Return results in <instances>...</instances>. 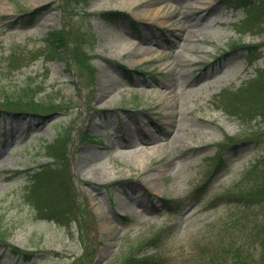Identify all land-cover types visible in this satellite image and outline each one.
<instances>
[{
    "label": "rangeland",
    "instance_id": "obj_1",
    "mask_svg": "<svg viewBox=\"0 0 264 264\" xmlns=\"http://www.w3.org/2000/svg\"><path fill=\"white\" fill-rule=\"evenodd\" d=\"M155 6L167 15L147 19ZM247 13L223 0H0V100L44 106L0 117V264H119L131 251L153 264H203L224 250L264 264L252 235L264 201L232 222L245 203L226 196L264 154V119L218 101L264 67V56L250 64L241 49L251 42L264 55L262 29L237 30ZM58 27L87 66L50 51ZM235 41L240 49L226 53ZM63 131L70 152L54 196L70 216L58 222L25 194L34 171L51 165L44 146ZM230 135L237 143L218 149ZM160 228L156 243L140 244Z\"/></svg>",
    "mask_w": 264,
    "mask_h": 264
},
{
    "label": "trees",
    "instance_id": "obj_2",
    "mask_svg": "<svg viewBox=\"0 0 264 264\" xmlns=\"http://www.w3.org/2000/svg\"><path fill=\"white\" fill-rule=\"evenodd\" d=\"M223 2L228 6L247 10L246 19L241 21L237 28L239 32H253L258 29H262V32H264V0H223ZM41 8L43 9V7H40L29 11L27 15L35 17L36 14L42 10ZM102 14L113 18L120 16V14L127 17L126 14L119 11H107ZM47 40L49 42L50 51L56 53L58 57L70 58L71 61L74 60L80 65H86L89 62V59L79 52L76 43L72 46L71 37L68 33L63 31V28L50 29L48 31ZM233 46H237V44ZM242 47L247 49L250 54H253L252 49H257L256 45L253 46L245 42L242 44ZM256 57H258V55L251 56L250 62H253ZM127 71H129V69H127ZM31 101L32 99L18 102L0 100V115H3V112H8L9 110L12 112L29 110V112L41 114L40 111L37 110L44 108L43 104L37 101ZM219 102L226 112L234 114L242 119L252 117L254 112L261 115L264 119V67L258 69L257 75L246 81L240 87L233 90L227 88L223 89L219 95ZM227 143L231 145L237 142L234 140V136L230 135L223 141L218 142V149L223 150ZM68 147L69 140L63 138L62 132L58 134L55 140L45 146L46 154L52 159L51 165H41L34 171L33 178L30 180L31 182L25 194L28 200L36 205V210L40 216L58 222L66 220L70 216L67 208L61 206L60 199L54 196L56 194L58 197L61 193V187H59V185L63 179L62 173L66 169L65 166L69 159ZM242 179L243 186H239L233 193L226 194V196H230L235 200L245 203L244 206L240 208V213L232 222H237L241 216H247V211L251 208L247 203L264 201V155L255 160L252 165L246 169ZM64 192L65 197L67 194L69 196V190L66 192L64 189ZM46 193L49 195H46ZM45 195L46 197L44 199ZM169 200L170 199L164 198V202L166 203ZM163 231L164 228L158 229L151 236L142 240L140 244L146 242L152 244L156 243L161 238ZM252 235H257V240L264 245V223L259 224V222H257L254 225ZM7 245L12 248L13 252L21 253V256L25 255L24 257L27 258V260L33 257L23 249H19L10 243H7ZM238 245H240V247L237 251L243 250V246L245 247L244 243ZM87 249L88 248H86V251ZM229 254V251L224 250L220 254L214 255L216 258L212 256L211 262L203 264H239L235 262L236 258L244 259L247 264V258L250 257L249 255L244 256V254H235L236 257H232ZM230 259L232 261H230ZM155 260L156 258L154 256L140 255L139 253L137 254L131 251L124 256L119 264H153Z\"/></svg>",
    "mask_w": 264,
    "mask_h": 264
},
{
    "label": "bare ground",
    "instance_id": "obj_3",
    "mask_svg": "<svg viewBox=\"0 0 264 264\" xmlns=\"http://www.w3.org/2000/svg\"><path fill=\"white\" fill-rule=\"evenodd\" d=\"M206 6V5H205ZM203 6V7H205ZM166 9V8H165ZM164 8L163 7H160V6H155L153 8H149V9H146L144 10V14H146L147 16V19H154L156 17H158V15H160L161 17H164L167 15L166 12H164ZM161 23H165V20H160ZM161 95H165L164 92H160Z\"/></svg>",
    "mask_w": 264,
    "mask_h": 264
}]
</instances>
